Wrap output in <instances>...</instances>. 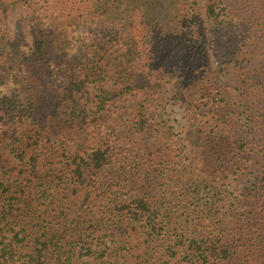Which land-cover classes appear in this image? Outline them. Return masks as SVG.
I'll use <instances>...</instances> for the list:
<instances>
[{"label":"trees","instance_id":"obj_1","mask_svg":"<svg viewBox=\"0 0 264 264\" xmlns=\"http://www.w3.org/2000/svg\"><path fill=\"white\" fill-rule=\"evenodd\" d=\"M11 82L0 264H264V0H0Z\"/></svg>","mask_w":264,"mask_h":264},{"label":"rangeland","instance_id":"obj_2","mask_svg":"<svg viewBox=\"0 0 264 264\" xmlns=\"http://www.w3.org/2000/svg\"><path fill=\"white\" fill-rule=\"evenodd\" d=\"M6 24L8 27V35L9 40L15 42L17 38H21V32H23L26 36L24 37L26 40L23 41L24 44H31V35L29 34L28 27L26 25L27 19L30 18V12L23 7L17 6L11 9H8L5 15ZM77 34L82 33L81 29H77L75 31ZM19 36V37H18ZM12 42V43H13ZM15 88L13 82L7 83L5 85H0V92L4 93L9 91L10 89ZM111 86H105V89H110ZM170 102H165L164 112L168 120H170V125L174 127V133L178 136L183 135L184 126L186 125V120L184 118L183 110L180 108L173 106L172 104L169 106ZM168 105V106H167ZM255 170H259L260 162L256 158L255 159ZM255 176H250L240 180L237 182L239 187H248L251 183L255 181ZM91 262L89 258H84L76 262V264H88ZM20 264V263H19Z\"/></svg>","mask_w":264,"mask_h":264}]
</instances>
